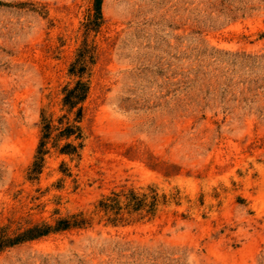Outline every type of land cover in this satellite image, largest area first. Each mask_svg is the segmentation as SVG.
I'll return each instance as SVG.
<instances>
[{"label":"rangeland","instance_id":"rangeland-1","mask_svg":"<svg viewBox=\"0 0 264 264\" xmlns=\"http://www.w3.org/2000/svg\"><path fill=\"white\" fill-rule=\"evenodd\" d=\"M93 2L0 0V229L84 221L0 264H264V0Z\"/></svg>","mask_w":264,"mask_h":264},{"label":"trees","instance_id":"trees-1","mask_svg":"<svg viewBox=\"0 0 264 264\" xmlns=\"http://www.w3.org/2000/svg\"><path fill=\"white\" fill-rule=\"evenodd\" d=\"M103 0H94L93 2V24L98 25V21L102 18L101 16V5ZM84 51H80L78 55V59L72 64L70 68V73L82 75L85 72V66H84ZM64 97L62 100L63 106L67 108L69 112H71L73 109H75L79 104H81L88 94V85L86 83H83L81 81H77L75 85L72 88H65L63 90ZM81 114V108L78 109L77 115L80 116ZM50 123H46L44 126V136L43 140L37 151V157L35 161L33 162L31 169H30V176L39 174L43 165V156L45 155V151L43 150L45 147V140L49 137L50 134ZM76 128L73 126L65 128L60 136H63L65 138H69L71 135L76 133ZM75 148L72 147L70 144H66L62 149L61 152L65 154H71L75 152ZM84 221H78L76 218H74L73 221L71 220H60L56 222V225L54 227L47 226V225H36L32 228L26 229L23 232L19 234H15L13 237H9L7 235V229L1 228L0 229V252L3 249H6V247H13L14 245L27 242V241H33L36 239H39L43 236H47L51 232H59V231H66L73 227H78L80 225H83Z\"/></svg>","mask_w":264,"mask_h":264}]
</instances>
